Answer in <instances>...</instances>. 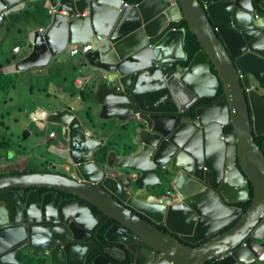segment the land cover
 Instances as JSON below:
<instances>
[{
  "label": "water",
  "instance_id": "95a60500",
  "mask_svg": "<svg viewBox=\"0 0 264 264\" xmlns=\"http://www.w3.org/2000/svg\"><path fill=\"white\" fill-rule=\"evenodd\" d=\"M45 1L55 11L44 30H30L31 47L13 68L46 67L70 43L90 39L83 66L99 73L90 75L89 97L100 118L122 121L125 140L109 150L73 108L49 111L45 123L59 128L51 150L69 175L0 174V264H21L22 249L48 250L49 264H118L108 255L128 252L129 264L264 260V18L253 0ZM25 2L0 0V31ZM182 18L200 44L186 65V27L171 25ZM220 89L212 104H195ZM116 170L136 172L134 190ZM166 177L177 201L158 199ZM248 200L245 210L238 205ZM92 205L105 217L100 228L108 224L104 239L94 233Z\"/></svg>",
  "mask_w": 264,
  "mask_h": 264
},
{
  "label": "crops",
  "instance_id": "0c3cea01",
  "mask_svg": "<svg viewBox=\"0 0 264 264\" xmlns=\"http://www.w3.org/2000/svg\"><path fill=\"white\" fill-rule=\"evenodd\" d=\"M43 5H45L43 9L39 10L34 3H29V1L26 0L25 3L17 6L19 8L12 9L10 11L12 13L9 12V21L5 20L4 26H6L7 22H10L14 27L9 33L5 32L3 28L0 31V44H2L0 46V60L6 55L14 53L13 47L15 45H20L19 53L21 54L26 53L30 49L32 42L29 35L30 30L46 27L50 21L51 14L49 9H51V7L45 0ZM29 10L35 11H32L34 12L33 14L28 15L27 11ZM16 13H18L16 15L18 16V21L13 19V14ZM15 53L17 54V52ZM83 61V54L79 53L70 56L65 50L54 56L49 64L46 67H42V69L30 68L27 70L6 72L2 70L3 67L0 68V72L3 73L16 72L11 74L15 78V83L5 90L10 91L18 89L17 92H20L21 82H24L30 94L36 93L42 96L39 99H33L36 106L29 112L31 120L34 122L33 125L30 124L28 119H24L18 114L10 113V111H8L9 119L7 121H0V123L7 128L20 122L22 124L21 133L28 131L24 133L23 139L19 136L17 145H13L7 150H0V155L2 156L0 166L3 169L8 170L11 168L16 171L31 167L52 171L58 169L57 165L61 162V158L51 150L57 137L49 136V131L51 129L57 130L58 132V126L53 123H48V125H46V118H44L43 115L39 116L42 118L41 120L32 118V113L40 112L43 109L46 110L48 114L49 111L71 107L75 110L76 115L79 116L88 132L100 134L101 137L93 133L99 138L105 137L104 142L112 148H121L125 140L122 121L118 118L105 120L99 117L100 106L94 103L91 94L89 97L91 84L95 81L90 75L92 73H99V69H85ZM13 62L14 60L12 63ZM97 75L100 76V74ZM84 98L88 99L87 102L93 105L90 111L84 108ZM27 100L28 99H24L23 102H27ZM4 101L7 102V99H4ZM21 104L20 102L16 107L21 108ZM25 110L27 111V109ZM1 117L4 118L5 114L1 113ZM93 120L96 121L97 124L92 125ZM105 124L107 127L103 130ZM13 134L14 131L12 130H10L8 134L0 133V143L5 141L15 142L12 138ZM28 138L31 139L29 145L22 143ZM107 149L109 148L107 147ZM48 150L52 154L53 159L51 161L53 164L47 155ZM21 171L22 170L19 172ZM259 241L264 242V237L260 238ZM17 258L21 264H24L23 259L19 258L18 255ZM257 264H260V262H257Z\"/></svg>",
  "mask_w": 264,
  "mask_h": 264
},
{
  "label": "trees",
  "instance_id": "16d2710c",
  "mask_svg": "<svg viewBox=\"0 0 264 264\" xmlns=\"http://www.w3.org/2000/svg\"><path fill=\"white\" fill-rule=\"evenodd\" d=\"M29 3H34L35 6L38 7L39 10L43 9V7L45 5H43L44 3V0H28ZM35 1V2H34ZM128 2H138L140 0H127ZM262 0H253V3L255 5V7L258 9V11L262 12V9L260 7V2ZM32 11H35V10H29L27 11L28 12V15L30 14H33L34 12ZM14 12V11H13ZM12 13V12H10ZM9 13V14H10ZM8 14V15H9ZM18 13L16 14H13V19L15 21H18V16H16ZM8 15H7V18L6 20H8ZM172 26H177V25H180V26H185L186 27V37H185V45H186V48H187V51H188V57L186 59H183L181 60V62L183 64H188L190 62V60L192 59L194 53L200 48V44L197 40V37L196 35L188 28V24L186 22L185 19H181L179 21H174L171 23ZM13 24L10 23V22H7L6 23V26L3 27V29L5 30V32L9 33L11 32L12 28H13ZM2 44H0L1 46ZM3 53V52H2ZM4 54V53H3ZM14 58H16V53H11L9 55H6L3 59L0 60V68L11 62ZM16 73V72H14ZM14 73H3V72H0V88L2 89H8L10 86L13 85V83H15V78L11 75V74H14ZM221 93H222V90L220 89L217 96L214 97V98H211V97H202L201 99H199V101L197 102V104H211L213 103L216 99H218L220 96H221ZM228 129V128H227ZM264 139V135H261V136H258L257 137V140L259 142H261L262 140ZM5 143L7 144V141L5 142H2L0 143V147L5 145ZM7 168V167H6ZM36 168H23V169H20L22 170L23 172L25 171H31V170H35ZM19 170V171H20ZM19 171H16L15 169H3V168H0V174L2 173H6V172H19ZM68 196V194H67ZM250 203V200H248L246 203H240L241 205H243L244 207H247V205ZM94 206V205H93ZM96 207V206H94ZM107 225L108 224H104L100 230H99V236L101 238H104V231L106 230L107 228ZM102 249H101V246H99L96 250H95V253H99L101 252ZM17 255L19 256V258L23 259L24 261V264H49V261L47 259V256L46 255H38L37 254V251H35L33 254H25L23 252V250H19ZM92 256L89 257V259H91ZM132 254H128L127 257L123 260V261H116L114 260L116 263H119V264H129L131 261H132Z\"/></svg>",
  "mask_w": 264,
  "mask_h": 264
},
{
  "label": "rangeland",
  "instance_id": "374dc122",
  "mask_svg": "<svg viewBox=\"0 0 264 264\" xmlns=\"http://www.w3.org/2000/svg\"><path fill=\"white\" fill-rule=\"evenodd\" d=\"M17 90L18 89H13V90L8 91V90L0 88V121H2V120L7 121L9 119L8 111H10V113H15V114L20 115L24 119H28L30 121V124L33 125L34 122H33V120H31V116L29 114V112L32 109H34L36 106L35 103L33 102V99L34 98L39 99L42 96L40 94H36V93L30 94V92L27 88V85L24 82H21L20 92H17ZM4 99H7V102H5ZM24 99H28L27 102H23ZM20 102L22 103L21 108L16 107ZM25 109H27L28 112ZM1 113L5 114L4 118L1 117ZM21 128H22V124L20 122L17 124L11 125L9 128H7L6 126H3L0 123V133L8 134L10 130L14 131L12 138L15 141V142H7V144L5 143V145L0 147V150H7L10 147H12L13 145H17V139L19 138V136L23 139L24 133H26L28 131H24L21 133ZM30 141H31V139L28 138L27 140L23 141L22 143H26L29 145ZM47 155L51 161L53 159V157H52V154L49 150L47 151ZM0 162H2V156L1 155H0ZM51 163L53 164L52 161H51ZM58 167H59V165H57V168ZM0 168H2V167L0 166ZM37 254L40 255L39 253H37Z\"/></svg>",
  "mask_w": 264,
  "mask_h": 264
},
{
  "label": "clouds",
  "instance_id": "9594fccd",
  "mask_svg": "<svg viewBox=\"0 0 264 264\" xmlns=\"http://www.w3.org/2000/svg\"><path fill=\"white\" fill-rule=\"evenodd\" d=\"M260 5V4H259ZM51 7V6H50ZM261 7V6H260ZM262 9V8H261ZM254 13H255V15L256 14H258V15H256V17H259V16H261L262 18H264L263 16H264V10L262 9V12H260V11H258V9L255 7V9H254ZM51 14V13H50ZM52 15V14H51ZM183 19V18H182ZM181 20V19H180ZM94 48V47H93ZM66 51H67V49H66ZM14 52V51H13ZM18 53V55H20L19 54V52H17ZM84 54V53H83ZM16 58H14L13 60H15ZM12 60V61H13ZM11 61V62H12ZM11 62H9V63H11ZM4 66V65H3ZM2 68V67H1ZM37 69H42V68H37ZM103 78H106V74L105 73H103ZM202 98V97H201ZM200 98V99H201ZM220 98V97H219ZM218 98V99H219ZM217 100V99H216ZM215 100V101H216ZM199 101V100H198ZM197 101V102H198ZM197 102L195 103L196 105H210V104H197ZM212 104V103H211ZM190 111H192V110H190ZM185 115H187V114H184V113H181V114H179V118H181V117H184ZM47 116V115H46ZM46 118V117H45ZM40 120L42 119V118H39ZM38 120V119H37ZM46 125H48V123H46ZM228 128V129H227ZM226 130H229V126H227L226 127ZM50 132V131H49ZM50 136V135H49ZM55 137V136H54ZM107 147L110 149V150H112L113 148L111 147V146H109V145H107ZM169 167H170V165L169 164H162L161 165V167H160V174H163V175H165V176H167L168 174H169V171H168V169H169ZM37 169V168H36ZM41 169V168H40ZM22 172V171H21ZM110 174H112V176H114V177H119V176H125L126 177V185H125V189L127 190V191H129V192H131V189L132 190H134V185H133V181L135 180V178H136V172H134V171H130L129 172V175H124L125 174V172H124V170H116V171H111L110 172ZM165 180V182H164V185L161 187V188H156V190L159 192V197H158V199L159 200H162L163 198H165V197H170L172 200L170 201V202H174V201H177L179 198H180V196H179V194H178V192H177V190H176V188H175V181L173 180V179H171V178H167L166 177V179H164ZM168 189H170V190H172V193H167V190ZM241 203H246V202H241ZM238 205H240L241 207H243V209L245 210L246 209V207H244L243 205H241L240 203H238ZM93 206V205H92ZM95 206V205H94ZM97 208V207H96ZM98 209V208H97ZM104 219H105V217H104ZM103 222H104V220H103ZM231 225H232V223H231ZM107 227H108V225H107ZM229 226H227V228H228ZM107 229V228H106ZM262 237H264V234H263V236ZM102 239H104V238H102ZM193 246H195V245H193ZM102 249V248H101ZM23 250V249H22ZM24 251V250H23ZM37 253H39L40 255H42L43 253L42 252H39V251H37ZM100 253V252H99ZM130 252H128V254H129ZM32 254V253H31ZM127 254V255H128ZM131 254V253H130ZM109 257H111L113 260H115V258L112 256V255H108ZM133 256V255H132ZM127 257V256H126ZM133 259V258H132ZM88 260L90 261V260H92V258L91 259H89V257H88ZM257 262H260V264H264V260H260V261H251V262H248V263H246V264H257ZM210 264V263H209Z\"/></svg>",
  "mask_w": 264,
  "mask_h": 264
},
{
  "label": "built area",
  "instance_id": "2783aa9c",
  "mask_svg": "<svg viewBox=\"0 0 264 264\" xmlns=\"http://www.w3.org/2000/svg\"><path fill=\"white\" fill-rule=\"evenodd\" d=\"M54 11H55V7L51 6V9H49V12L52 14ZM256 15H258V14H256ZM40 29L44 30L45 27H41ZM93 47H94V42L91 41L90 39H88L84 44H81V43H78V42L70 43L67 46V52H68V54L70 56H73V55H77L79 53L83 54V53L87 52L88 50L93 49ZM13 50H14V52H19L20 51V45H15L13 47ZM2 67H3L2 70L6 71V72L15 70L13 68V66H12V62L11 63H7V64H5ZM40 115H43V117L45 118L46 115H47L46 110L43 109L40 112L32 113V118L37 120V119L41 118V117H39ZM49 135L51 137H54L56 135V132L54 130H50ZM167 193H172V190L168 189Z\"/></svg>",
  "mask_w": 264,
  "mask_h": 264
},
{
  "label": "flooded vegetation",
  "instance_id": "af4514ba",
  "mask_svg": "<svg viewBox=\"0 0 264 264\" xmlns=\"http://www.w3.org/2000/svg\"><path fill=\"white\" fill-rule=\"evenodd\" d=\"M106 127H107V125L105 124V126H104V128H103V130H105L106 129ZM58 129V132H57V130H54V129H51V130H54L55 132H56V135H55V137H57V135L59 134V128H57ZM87 131V130H86ZM90 133V132H89ZM96 136H99V137H101V135L100 134H97V133H95V132H93ZM93 133H91V134H93ZM101 134H102V132H101ZM103 135V134H102ZM104 136V135H103ZM99 137H97V138H99ZM104 139H105V137H103ZM99 151V150H98ZM55 154H57L56 152H54ZM58 155V154H57ZM59 156V155H58ZM37 169H40V168H37ZM54 172H61V173H63V174H66V175H69V171L67 170V162L65 161V160H63L62 158H61V162L59 163V167H58V169H54L53 170ZM57 184H58V182H56ZM30 188H27L26 189V192H27V190H29ZM49 190H54L55 188H48ZM71 195H73L72 193H68V196H67V193L65 192V193H62V196L61 197H67V198H69ZM37 197H38V199L40 198L39 197V194L37 193ZM82 203L84 202V200H82L81 201ZM91 208L93 209V211L95 212V214L97 215V217L99 218V222H98V224L96 225V227H95V230H94V233H96V232H98V236H99V230H100V226H101V224L103 223V220H104V215H103V213L99 210V209H97L96 207H94V206H91ZM93 238L95 239V241H96V243H97V247H96V249L99 247V246H101L99 243H98V241L96 240V238H95V236H93ZM95 249V250H96ZM35 251H39V252H44V253H48V250L47 251H45V250H40V249H34L32 252H29V251H25L24 250V252L25 253H27V254H33ZM116 261H123V260H117V259H115ZM119 264V263H118Z\"/></svg>",
  "mask_w": 264,
  "mask_h": 264
}]
</instances>
